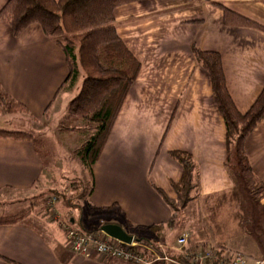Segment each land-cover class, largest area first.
<instances>
[{
	"label": "crops",
	"instance_id": "crops-1",
	"mask_svg": "<svg viewBox=\"0 0 264 264\" xmlns=\"http://www.w3.org/2000/svg\"><path fill=\"white\" fill-rule=\"evenodd\" d=\"M7 1L0 0V9ZM220 4L264 26V0H139L115 9L117 32L141 70L93 166L87 223L63 212L59 221L68 219L87 232H95L96 224L100 231L103 224L117 223L134 237L148 226L167 223L173 212L151 182L175 197L172 182L180 180L183 169L170 155L173 150L190 153L198 165L200 194L192 204L213 195L249 198L225 166L226 125L210 76L194 58L192 45L221 54L228 90L238 110L246 112L264 88V30L225 25ZM67 76L62 49L38 24L15 37L10 26L0 21V84L27 107L30 119L44 117ZM245 150L254 173L264 182V119L247 138ZM45 173L44 161L31 141L0 137L1 196L33 194ZM249 205V213L255 206L264 211V200H250ZM226 208L227 213L241 214L239 203ZM116 209L120 216L98 214ZM37 210L30 209L21 222L0 226V264H131L75 255L61 223L48 220V208L44 216ZM94 217L99 219L93 222ZM238 218L235 235L240 244L231 247L226 236L218 239L209 234L196 239L194 233L195 246L222 244L226 256L240 252L243 264L264 261V221L260 238L242 229ZM130 227L137 228L132 232ZM190 236L193 240L191 231Z\"/></svg>",
	"mask_w": 264,
	"mask_h": 264
},
{
	"label": "trees",
	"instance_id": "trees-1",
	"mask_svg": "<svg viewBox=\"0 0 264 264\" xmlns=\"http://www.w3.org/2000/svg\"><path fill=\"white\" fill-rule=\"evenodd\" d=\"M135 1L139 0H8L0 9V21L10 26L15 37L21 36L30 25L38 24L45 36L62 49L68 76L58 88L54 100L60 92L76 89L83 79L78 94L67 105L65 117L81 121L93 131L85 149L80 152V158L91 175L141 70L139 60L117 32L114 15L118 6ZM220 6L225 25L264 30V26L256 21ZM192 53L210 76L214 100L226 125L225 166L236 186L246 191L251 200L260 203L264 200V182L249 163L245 143L264 119V88L251 107L241 112L228 90L221 54L203 50L195 43ZM50 106L51 103L44 116ZM0 113L28 115L29 111L0 84ZM0 137L29 140L40 153L41 140L31 132L0 128ZM170 155L183 169L180 180L172 182L176 196H169L154 182L151 184L173 212L170 220L173 221L178 212L199 196L200 183L198 165L190 153L173 150ZM29 214V210L16 215L0 214V226L21 222ZM164 226L151 225L146 229L161 235ZM157 237L150 241H156ZM218 247L219 254L225 252L223 245Z\"/></svg>",
	"mask_w": 264,
	"mask_h": 264
},
{
	"label": "rangeland",
	"instance_id": "rangeland-1",
	"mask_svg": "<svg viewBox=\"0 0 264 264\" xmlns=\"http://www.w3.org/2000/svg\"><path fill=\"white\" fill-rule=\"evenodd\" d=\"M82 80L81 78L73 91L60 92L54 104L50 106L47 115L41 119L32 120L26 114L0 113L1 129L31 132L37 139L41 140L40 155L44 161L46 172L43 182L39 184L38 190L33 194L13 195L8 193L0 195V214L16 215L30 209H38L39 215L44 216L43 214L48 208V220L60 222L64 228L63 223L69 224L67 218L71 216L78 219L84 218L87 223L86 218L89 216L87 198L91 189V173L83 164L80 152L85 149L93 131L81 121H73L65 117L67 105L78 94ZM54 196H56V201L50 203V199ZM250 200L244 195H241L240 198L229 195L222 199L213 195L208 201L198 200L195 205L192 204L194 202L192 201L185 209L176 214L173 221H170L171 217L165 223L161 235L152 233L146 228L141 229L140 233L137 232L136 234L135 232V234L136 237L144 240L147 237L153 239L158 236L157 241L170 245L184 232L189 231L190 236L191 231L193 240L190 236V243L192 246L197 245L195 244L197 242L195 238L198 239L199 234H209L218 239L226 236V242L233 247L241 243L240 237L235 235V230L238 227V216L241 219L242 229H249L251 234H258L260 238L263 236L260 225L264 221V211L255 206L252 213H249ZM236 203L241 204L240 215L238 213H227L224 210L226 206L231 208ZM61 212L66 216L68 215L67 220L64 222L59 221L62 217ZM99 213L106 217H114L120 216L122 212L116 209L102 210ZM98 219L99 217H94L93 222ZM27 221L36 223L34 220ZM53 224L49 222L50 226ZM97 226L98 224L94 225L95 232H99ZM38 228H42V226H38ZM136 228L130 227V230L134 232ZM222 234L223 236H221ZM130 235L133 236L131 233ZM256 264H264V261Z\"/></svg>",
	"mask_w": 264,
	"mask_h": 264
},
{
	"label": "built area",
	"instance_id": "built-area-1",
	"mask_svg": "<svg viewBox=\"0 0 264 264\" xmlns=\"http://www.w3.org/2000/svg\"><path fill=\"white\" fill-rule=\"evenodd\" d=\"M56 201V196L50 203ZM55 215V213L52 212ZM71 251L83 258L94 256L104 260L117 259L131 264H153L155 262H177L179 264H243L240 253L226 256L218 246L190 244L188 233L180 235L172 244L158 241H141L135 237L131 243L111 238L105 233L83 231L72 224L63 223ZM173 251L175 255H170Z\"/></svg>",
	"mask_w": 264,
	"mask_h": 264
},
{
	"label": "water",
	"instance_id": "water-1",
	"mask_svg": "<svg viewBox=\"0 0 264 264\" xmlns=\"http://www.w3.org/2000/svg\"><path fill=\"white\" fill-rule=\"evenodd\" d=\"M100 230L109 237L118 239L125 243H131L133 240V236L117 223L103 224Z\"/></svg>",
	"mask_w": 264,
	"mask_h": 264
}]
</instances>
